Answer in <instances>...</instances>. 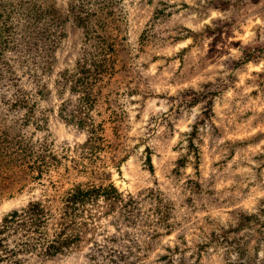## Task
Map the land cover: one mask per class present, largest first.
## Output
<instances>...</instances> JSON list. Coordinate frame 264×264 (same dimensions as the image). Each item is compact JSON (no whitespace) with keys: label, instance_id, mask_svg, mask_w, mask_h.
Wrapping results in <instances>:
<instances>
[{"label":"rangeland","instance_id":"374dc122","mask_svg":"<svg viewBox=\"0 0 264 264\" xmlns=\"http://www.w3.org/2000/svg\"><path fill=\"white\" fill-rule=\"evenodd\" d=\"M30 201L78 238L8 225L0 264H264V0H0V223Z\"/></svg>","mask_w":264,"mask_h":264},{"label":"trees","instance_id":"16d2710c","mask_svg":"<svg viewBox=\"0 0 264 264\" xmlns=\"http://www.w3.org/2000/svg\"><path fill=\"white\" fill-rule=\"evenodd\" d=\"M80 65V64H79ZM81 66V65H80ZM82 67V66H81ZM84 69V67H82ZM80 69V68H79ZM77 73H80L79 70L76 71ZM88 72V74H85L83 76H80L78 80H72L70 79V74L67 75V72H60L61 80L59 81V84L61 85H67L68 82H72V84L69 85V88H71L76 93H79V98L77 97V105L72 110L73 112L70 114V116H65L64 119L67 121V123L72 122L74 124H77L79 127L83 128V125L88 124L89 129L88 136L85 141V143L94 141L97 139V131L96 127L93 124V122L89 121V119L85 116H81L79 114L80 112H83L87 107L89 108V105L91 103V98L89 95L90 90V82L88 80L83 81L84 78H87L90 74L89 70H85V73ZM114 193V194H111ZM118 195L117 189L114 187L113 184L108 185V187L103 186H94L91 188H81L76 187L74 191L69 195L68 202L71 201V203H80L84 204L87 201H91L93 199H97L99 197H104L105 199L114 197ZM21 212H24V216H20L19 210H13L11 213L6 214L2 217L1 223H0V234L4 232L8 225L12 224H18V223H26L29 222L30 228H33V232H36L39 239H44L42 243L43 251L46 255L52 256L56 253L62 252L65 247H67L71 242L75 241L78 238V233L75 230L74 232H70L69 235H65L66 228L68 226L65 225V222L63 223H57L59 226V230L54 233V237L52 236L51 240L49 241L46 236H44V227L48 224V216L44 210L43 207L40 206L39 202L37 201H30L26 207L21 208ZM72 226L78 225V223H75V220H72L71 222ZM74 229V228H71ZM1 240V239H0Z\"/></svg>","mask_w":264,"mask_h":264}]
</instances>
